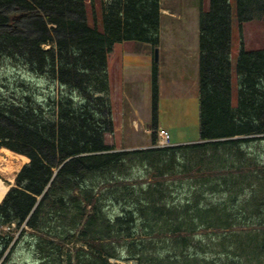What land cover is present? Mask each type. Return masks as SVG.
Listing matches in <instances>:
<instances>
[{"label": "trees", "instance_id": "1", "mask_svg": "<svg viewBox=\"0 0 264 264\" xmlns=\"http://www.w3.org/2000/svg\"><path fill=\"white\" fill-rule=\"evenodd\" d=\"M101 2L104 32L85 0H0V150L29 159L0 203V264L21 240L36 264H264V49L240 50L234 108L231 4L210 0L198 141L118 150L109 56L127 42L154 56L162 6ZM237 3L240 26L264 20V0Z\"/></svg>", "mask_w": 264, "mask_h": 264}, {"label": "rangeland", "instance_id": "2", "mask_svg": "<svg viewBox=\"0 0 264 264\" xmlns=\"http://www.w3.org/2000/svg\"><path fill=\"white\" fill-rule=\"evenodd\" d=\"M229 1L232 10V106L236 108L238 106L239 89L236 72L237 58L242 48L248 52L264 49V20L255 19L240 26L237 0ZM85 4L89 25L93 28H97L100 32H104L101 0H85ZM161 6L163 38L168 44L169 40L172 42L168 47L166 46V49H171L172 53L176 50L179 56H173V59L168 60L169 63L165 64L166 69L161 70L156 93L158 95V101H173L176 104V108L166 103L165 111L161 112L160 108H158L157 116L154 118L153 79L150 80L149 86V83H147V75L145 72H140L136 77L134 87H123V85H121V77L115 74V72L111 74L115 127L112 134L105 135V143L107 145H115L118 150H138L150 147L157 138L156 132L160 128L159 126L154 128L151 125L153 123L160 125H167V123L179 125L168 130L176 143V137H182L183 139H190L193 141L199 139V104L198 106H195L193 103L188 104L190 102L187 100L194 98L195 93L198 91L200 11L202 8L204 12L209 10L210 0H161ZM177 39L182 40V43H179L180 47L175 49L173 45ZM143 49H145V47L133 43H121L115 46L109 59L112 60L115 58V60L121 61V56L126 52L132 51L133 53L142 54L141 51ZM147 54L151 55L150 53ZM162 54L167 53H164L163 50ZM4 68H6V66L0 60V76L4 74L3 76L7 75L10 77L11 73H6ZM174 80L179 84V88L172 85ZM124 94L125 96L129 95V98L134 97L133 101L138 109L137 113L146 120L148 118L150 126H144V124H142L141 118L131 109ZM158 106H160V104H158ZM185 109L190 110V112H184ZM134 113H136V118L133 117ZM0 153V180L6 185H14L15 179L11 182L10 178H16L18 167L21 166L22 163L23 166L26 163L22 161V158L17 156L14 157L12 159L14 172L11 175H7L2 169L5 168L6 162H9L10 159L6 153ZM33 251V248L29 249L27 244L21 240L8 264H36L33 261L35 258ZM112 262L114 264H135L133 262H116L113 260Z\"/></svg>", "mask_w": 264, "mask_h": 264}, {"label": "crops", "instance_id": "3", "mask_svg": "<svg viewBox=\"0 0 264 264\" xmlns=\"http://www.w3.org/2000/svg\"><path fill=\"white\" fill-rule=\"evenodd\" d=\"M181 41L182 40H180V39L179 40L178 39L175 40V42H174L175 44L173 45L175 49L180 47L179 43H182ZM170 43H172L171 40H169V44ZM169 44L163 38V24L161 23L160 44H159V47H158L159 48V53L161 51V53L159 54V56L161 57V58H159V68H158V74L159 75H160L162 69H166L165 64L169 63L168 60H172L173 56H176V57L179 56V54H178V52L176 50H175V52L172 53L171 49H169V48L166 49V46L168 47ZM145 49H143L141 51L142 54L141 53L140 54L133 53L132 51L126 52L125 54H123L121 56V61L120 60L119 61L115 60V58H113L112 60L109 59V71H110L111 74H113L115 72V74H117L118 76L121 77V85H123V87H126V86L134 87V83H136V77L139 75L140 72H145V74L147 75V83H149V86H150V80H152L154 78V76L152 74L153 71H154V67H153L154 57L152 55H149V54L145 53V51H144ZM163 50H164V53H167V54H162ZM151 74H152V77H151ZM172 85L177 87V88H179V84L175 80L173 81ZM123 93H124V91H123ZM124 96H125V94H124ZM128 96H125V98L127 100V103H129L131 109H133V111L137 113L138 109L136 108V106L134 104V101H133L134 97L131 95L133 98H129ZM187 101L190 102V103L187 102L188 104H192L193 103L195 106H198L199 101H198V98H197V92L195 93V97L194 98L188 99ZM166 103H169V104L173 105L176 108V104L173 101L166 102L165 100H161V101H159L160 106H158V108H160L161 112L165 111ZM139 107H141V106H139ZM185 111H189L190 112V110H188V109H185L184 112ZM136 113L133 114L134 118H136ZM182 114H183V112H182ZM138 115H139V118H141L142 124H144V126L145 125H149L148 118L146 120L145 118H143V116L141 117L140 114H138ZM189 117L191 118L190 115H189ZM195 123H196V121H195ZM151 125L153 126V124H151ZM158 126L160 128L164 127L165 129L170 130L174 126H179V125L172 124V123H167V125L156 124V127H158ZM194 126H196V125H194ZM185 128H187V127H185ZM181 134H182V132H181ZM175 140L177 141V144H185V143H188V142H196L197 141V140L193 141V140H190V139H183L182 137H176ZM1 150H0V152H1Z\"/></svg>", "mask_w": 264, "mask_h": 264}, {"label": "bare ground", "instance_id": "4", "mask_svg": "<svg viewBox=\"0 0 264 264\" xmlns=\"http://www.w3.org/2000/svg\"><path fill=\"white\" fill-rule=\"evenodd\" d=\"M1 152H4L8 155L10 161L9 162H6V166L5 168L2 169V171L6 172L7 175H11L13 174L14 172V167H13V163H12V159L14 157H19V158H22V161L24 163H28L29 162V159L24 157V156H21V155H18V154H15L7 149H2ZM1 154V153H0ZM25 165V164H24ZM23 167V163L21 164V166L18 167V172L22 169ZM16 171V172H17ZM11 179V182L15 179V178H10ZM10 189V186L9 185H6L4 182H2L0 180V203L2 202V200L4 199L5 195L7 194L8 190Z\"/></svg>", "mask_w": 264, "mask_h": 264}, {"label": "built area", "instance_id": "5", "mask_svg": "<svg viewBox=\"0 0 264 264\" xmlns=\"http://www.w3.org/2000/svg\"><path fill=\"white\" fill-rule=\"evenodd\" d=\"M172 137L169 131L165 129H160L157 132L156 143L154 148H167L173 146Z\"/></svg>", "mask_w": 264, "mask_h": 264}, {"label": "water", "instance_id": "6", "mask_svg": "<svg viewBox=\"0 0 264 264\" xmlns=\"http://www.w3.org/2000/svg\"><path fill=\"white\" fill-rule=\"evenodd\" d=\"M155 61L157 62L159 60V50L156 49L154 52Z\"/></svg>", "mask_w": 264, "mask_h": 264}]
</instances>
